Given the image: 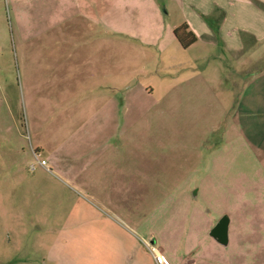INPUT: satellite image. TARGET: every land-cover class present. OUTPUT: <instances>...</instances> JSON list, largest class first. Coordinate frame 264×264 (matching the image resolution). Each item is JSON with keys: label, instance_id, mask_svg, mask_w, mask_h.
Here are the masks:
<instances>
[{"label": "rangeland", "instance_id": "1", "mask_svg": "<svg viewBox=\"0 0 264 264\" xmlns=\"http://www.w3.org/2000/svg\"><path fill=\"white\" fill-rule=\"evenodd\" d=\"M180 20L179 0H0V264H93L97 211L109 230L100 247L113 263L154 264L151 242L209 264H264V191L261 201L250 196L263 227L254 242L240 233L222 245L210 234L188 254L185 226L176 227L190 208L184 195L197 193L215 226L234 215V191L252 193L264 179V88L242 80L264 65V42L258 56L236 60L209 46L183 48L172 32ZM80 72L93 76V114L113 96L119 115L94 117L93 138L81 135L63 169L49 156L80 111L49 108L39 90L48 82L62 89ZM32 150L47 169H29ZM88 156L93 167L83 171ZM81 171L80 183L73 173ZM121 175L131 179L124 189L110 182ZM93 177L106 179L97 192Z\"/></svg>", "mask_w": 264, "mask_h": 264}, {"label": "crops", "instance_id": "2", "mask_svg": "<svg viewBox=\"0 0 264 264\" xmlns=\"http://www.w3.org/2000/svg\"><path fill=\"white\" fill-rule=\"evenodd\" d=\"M179 9L181 14V22L178 24L186 23L188 28L194 33L196 39L186 48H190L195 45H203L209 46L211 49H218L220 54L224 56L228 55V57L232 59H238L241 56H247L250 58L252 56H258L260 53L259 48L263 45L264 42V0H179ZM177 25V26H178ZM177 26H173V29ZM172 29V32H173ZM174 35V34H173ZM175 37V36H174ZM180 45V44H179ZM181 46V45H180ZM1 49V47H0ZM198 57H204L206 54L202 52V50H197ZM93 56V55H91ZM245 62H249L253 59H242ZM249 60V61H248ZM208 65V64H207ZM261 68H257V72L253 74L251 79L247 80V78L242 79L244 86H250L251 91L256 87L264 88V65L260 66ZM80 68V67H78ZM82 70L87 71V66L81 67ZM207 70V66H203L199 73L203 74V72ZM234 71H238L236 68H233ZM79 70V69H78ZM88 73V72H87ZM87 73H81V75H74V78L69 77V83L64 86L62 89L59 85H52L49 82L44 87L43 91L45 93L46 101L49 103V108L54 107L52 103H57L64 105V111H70L74 106H76L77 110L80 111L79 120L73 125L71 123L70 128L75 129L73 133H69V136H65L64 141L60 144L59 148H54L52 153H56L52 156H49L51 159H56L60 164L59 167L66 169L68 164L64 160L68 158L69 153L68 150L70 147L79 148L82 145V141H80V137L83 134L85 137L92 134L93 138V118L95 119H104L101 120L103 122H109V119H113L114 115L117 117L119 115V104L114 100V97L111 96L106 99H102L100 105L95 108L93 114V76L89 72V76ZM200 74V76H201ZM256 78V79H255ZM262 79V81H257L258 79ZM85 80L86 82H81ZM241 80V81H242ZM246 80V81H245ZM76 81V82H74ZM77 86V88H81V93H88L81 96L74 95L71 96L70 88ZM145 91H147L145 89ZM257 90L254 92H250V98L254 99L252 103H260L256 100ZM150 92V91H148ZM60 94V95H56ZM178 94V89L176 88L173 93L174 96ZM128 97V96H126ZM124 99V98H123ZM238 99H242L238 97ZM242 101L239 103L241 104ZM124 104V102H122ZM256 104V105H257ZM262 104H264V98H262ZM72 105V106H71ZM255 105H251L253 108ZM255 109V108H254ZM255 111V110H254ZM69 114V113H68ZM117 114V115H116ZM39 117V116H38ZM39 119V118H38ZM114 120V119H113ZM112 120V121H113ZM100 121V120H97ZM100 121V122H101ZM67 120V126H69ZM101 125V124H100ZM88 131V132H86ZM91 131V133L89 132ZM123 133V132H122ZM90 143L89 147H93V140L88 141ZM39 151L42 149L37 148ZM51 151V150H50ZM50 152L48 153V155ZM60 159V160H59ZM81 160V157L79 158ZM81 166L84 169H90L93 167V157L88 156L86 162ZM83 171H81L78 175L74 174V178L80 183L82 180H85L82 175ZM110 178V177H109ZM106 181L105 178L98 179L93 177V191L97 192L98 188H95L94 185L100 181ZM110 182L112 185L121 184L122 189L124 186L127 187L130 184V178L127 175H121L119 177L110 178ZM135 180V178H132ZM241 182H238L241 186ZM258 183H254L255 185H251V192L246 193V189L242 188V191L235 192L234 191V215H229V213L225 212L223 215L228 216V243L232 236L238 237L241 235H249L251 240L254 242L259 239L257 236L253 237L256 232L263 229V227L259 224V213L260 208L255 207L250 201V196L255 197V201H261L260 193L264 191V179L258 178ZM113 188V187H112ZM120 186H118V189ZM114 196V192H116V188L110 191ZM264 193V192H263ZM185 199L189 200L190 208L186 212V214L181 218L180 223L176 224V227L184 224L185 226V243L192 244L189 246L188 254L192 253L195 248L198 249L204 247V243L207 242V238L210 236V227H213V223L210 222L207 215L204 214V208L196 202L198 199V194L194 193L193 195H184ZM263 197V196H262ZM124 199L123 197L116 196V199ZM165 198V197H164ZM159 200L162 199L161 195L157 198ZM203 203V200H202ZM255 205L257 202L254 203ZM160 204L157 205L159 208ZM247 206H250V209H247ZM207 212V211H206ZM205 212V213H206ZM98 215L96 218L101 219V214L97 211ZM222 215V216H223ZM93 219V264H118L113 263V253L111 251L108 252L104 249L102 245L100 247V243L104 237L109 239L108 229H101L98 226V221ZM176 220V219H175ZM177 222V221H176ZM175 222V223H176ZM184 228V227H183ZM209 230V231H208ZM133 238V237H131ZM215 240V239H214ZM193 241V243H192ZM216 241V240H215ZM136 242V239H135ZM107 243V242H106ZM102 244V243H101ZM220 244V243H219ZM154 247V246H153ZM149 249V248H148ZM154 249L161 254L165 264H209L204 259L196 260V259H186L180 258L177 253L173 251H168L166 254L164 253V248L154 247ZM151 254V259L154 264H158L154 253L151 249H149ZM98 259V260H97ZM174 261V262H173ZM120 264H135L134 260L128 257L125 261L122 260ZM137 264H142L137 262Z\"/></svg>", "mask_w": 264, "mask_h": 264}, {"label": "water", "instance_id": "3", "mask_svg": "<svg viewBox=\"0 0 264 264\" xmlns=\"http://www.w3.org/2000/svg\"><path fill=\"white\" fill-rule=\"evenodd\" d=\"M228 216L223 215L216 222L215 226L210 231L212 237L220 244L227 245L228 243Z\"/></svg>", "mask_w": 264, "mask_h": 264}, {"label": "trees", "instance_id": "4", "mask_svg": "<svg viewBox=\"0 0 264 264\" xmlns=\"http://www.w3.org/2000/svg\"><path fill=\"white\" fill-rule=\"evenodd\" d=\"M173 34H174L177 42L183 48L189 46L196 39V36L188 28V25L186 23H182V24L178 25L177 27H175L173 29Z\"/></svg>", "mask_w": 264, "mask_h": 264}, {"label": "built area", "instance_id": "5", "mask_svg": "<svg viewBox=\"0 0 264 264\" xmlns=\"http://www.w3.org/2000/svg\"><path fill=\"white\" fill-rule=\"evenodd\" d=\"M33 162L29 165L30 170H34L36 166H41L47 169V161L43 158L39 152L32 150ZM147 247L152 250L154 253L155 259L158 264H165L162 256L158 253L154 247L152 246L151 242H147Z\"/></svg>", "mask_w": 264, "mask_h": 264}]
</instances>
